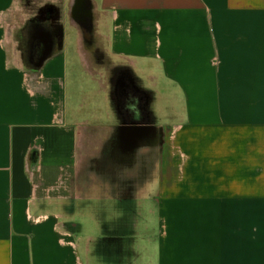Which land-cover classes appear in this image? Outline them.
Listing matches in <instances>:
<instances>
[{
    "label": "crops",
    "instance_id": "0c3cea01",
    "mask_svg": "<svg viewBox=\"0 0 264 264\" xmlns=\"http://www.w3.org/2000/svg\"><path fill=\"white\" fill-rule=\"evenodd\" d=\"M39 1L34 58L0 0V264H264V0Z\"/></svg>",
    "mask_w": 264,
    "mask_h": 264
},
{
    "label": "rangeland",
    "instance_id": "374dc122",
    "mask_svg": "<svg viewBox=\"0 0 264 264\" xmlns=\"http://www.w3.org/2000/svg\"><path fill=\"white\" fill-rule=\"evenodd\" d=\"M46 4H50V2H42L39 0H12V6H11V10H10V20L9 22H7V29L9 30V32L11 33L12 36V40L15 44H21V46H25L24 42L25 39L20 38L21 33L25 30H29L30 29V25H32V23H30V21H34V18L36 16H38L39 14H44L47 10L51 9L50 6H45ZM56 8H58V20H62V26L66 29V31L70 34L73 33L72 32V27H71V19H70V13H71V9L68 5H66L64 7V3H56L53 5ZM54 17L57 18V15L55 13ZM50 24V23H48ZM29 28V29H28ZM26 34V33H25ZM27 35V34H26ZM16 38V41H15ZM71 41H73V38L71 39ZM86 44V43H85ZM81 74L83 72L82 69L79 68L78 70ZM80 79L83 77V75H79L78 76ZM88 78L84 79L83 81L88 82L87 80ZM73 80V79H71ZM74 82V80H73ZM72 82V83H73ZM90 86H93L95 88H100V82H95V83H91L89 82ZM68 86L67 90L69 93L72 92L73 88ZM96 205H103L105 207H114L115 206V201L111 200V199H106L103 202H95V201H91V206L95 207ZM96 209L98 207H95ZM61 210V209H60ZM114 214H107L104 215L103 219H105V221L107 223H111L113 222L114 219ZM71 221H67L66 220V215H63L60 219L59 222L60 223H66V222H72L76 225H80V228H78V231L75 233V237L79 238V242L81 243V245H83V247L88 244V241H91V249H93V244L94 241H96L100 236H102V229L100 227L99 222L96 220L95 215H82V214H78L75 215L74 217H69L68 218ZM110 236H108L109 238ZM94 240V241H92ZM90 244V243H89ZM90 264H101L97 258H95L93 255L90 256Z\"/></svg>",
    "mask_w": 264,
    "mask_h": 264
},
{
    "label": "flooded vegetation",
    "instance_id": "af4514ba",
    "mask_svg": "<svg viewBox=\"0 0 264 264\" xmlns=\"http://www.w3.org/2000/svg\"><path fill=\"white\" fill-rule=\"evenodd\" d=\"M51 9L47 10L43 15L39 14L38 16H36L34 18V21H30V23H32V25H30V29L27 31H23L21 33V40L25 39L24 44L26 45V47H29L31 44L32 45V50L31 52L33 53V57L37 58L40 56V54L43 51V43L40 40V38L38 37V35L42 34V33H46V31L52 30L54 32L58 31V28H56L55 24H48L49 20L52 19V17H54L55 13L58 16L59 13H57L58 8L55 9L54 6H50ZM73 15H75V18L77 20H79L80 24L84 26L85 30H90L92 28V24L90 22V19L88 17L89 15V6L86 3L80 2L77 6L74 7L73 10ZM49 19V20H48ZM27 35H26V34ZM88 33V32H87ZM55 42V41H54ZM27 49V48H26ZM29 59V56H28ZM31 59V58H30ZM29 59V60H30Z\"/></svg>",
    "mask_w": 264,
    "mask_h": 264
}]
</instances>
